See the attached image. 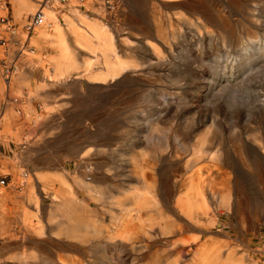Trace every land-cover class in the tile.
Segmentation results:
<instances>
[{"label":"rangeland","instance_id":"rangeland-1","mask_svg":"<svg viewBox=\"0 0 264 264\" xmlns=\"http://www.w3.org/2000/svg\"><path fill=\"white\" fill-rule=\"evenodd\" d=\"M21 1L0 0V18L8 20L14 34H5L9 33L6 25L0 26V37L6 40V43L2 39L0 42V264H106L101 253L102 228L85 226L89 221L99 224L103 216L101 195L108 194L131 205L126 192L131 193L132 188L137 186L133 176L141 169L147 173H158L161 177L156 176V180H164L166 176L161 172L168 173L177 165L182 169L180 176H186V171L192 167H201L200 163L194 165L191 162L193 155L188 151L200 131L196 136L195 133L190 138L186 136L190 123L174 119L180 106L172 108L163 123L156 121L155 107L159 97L155 92L173 88L179 82L185 86L186 82L181 80L183 73L170 76L174 71L171 68H188V73L183 74L189 81L186 84H194L200 92L198 81L192 77L196 67L193 64L189 65L190 68L185 63L188 58L192 61L200 55L202 62L210 65L219 51L213 44H206L196 55L194 51H189L187 55L184 51L183 54L184 49L180 51L179 48L183 45L188 49L191 35H195L196 26L202 23L214 33L224 32L221 30L224 27L218 22V11L229 19L226 28L228 33H233V39L242 37V40H248V29L258 30L262 38L264 10H260L261 24L255 25L248 17V5L253 0H230V3L228 0H194L193 7L201 5L200 9L207 14V19L196 16L185 0H122L112 13L104 9L103 0H86L83 4L77 0H67L64 4L61 0H50L51 10L65 32L66 41L75 51L71 58L74 64L80 67L85 59L92 56L86 49L79 48L68 32V22L80 24L78 12V15L105 27L115 41H125L121 58L135 63L137 68L115 81L92 79L85 75L84 68L64 79L46 81V71L52 73L55 69L49 59L58 54L51 42L40 38L37 33L41 29L53 31L52 26L49 28L46 23V2L23 0L35 6L36 10L23 12L19 18L15 6ZM39 13L42 25L32 34L27 33L25 27L28 20ZM184 21L193 24L190 27H195L193 33L189 32L190 28ZM170 25L180 32V36L174 40L177 50L167 54L160 43L162 34L158 33ZM202 33L205 31L202 30ZM186 34L190 36L186 37ZM145 42L155 43L165 53V59L157 62L144 49ZM232 54L233 58L235 54ZM233 81L232 78L230 83ZM228 139L232 141V135H228ZM230 144L228 142L227 147ZM172 147L177 149L173 156ZM40 174L57 176L63 184L55 178L46 180L47 183L40 181ZM105 174L106 179L103 178ZM241 176L245 179L244 170ZM2 181L4 185H1ZM222 181L213 178L211 188L222 190ZM44 187H47L46 191ZM122 189L126 192L120 196ZM57 191L68 193L67 197L71 199L66 211L60 212L55 208L52 197ZM260 196L264 199V194L260 193ZM217 214L224 226L212 235L213 243L224 252L232 251L236 257L252 254L264 263V212L259 217L261 241L255 239L251 247L247 240L253 234L248 214L240 216L223 211ZM69 217L80 225L76 231L69 227ZM130 219L133 223V218ZM185 254H182L184 264H189V257ZM24 256L30 258L25 260ZM111 259L113 264H122L112 255ZM155 259L152 254L148 261H141L140 264H154Z\"/></svg>","mask_w":264,"mask_h":264},{"label":"bare ground","instance_id":"bare-ground-1","mask_svg":"<svg viewBox=\"0 0 264 264\" xmlns=\"http://www.w3.org/2000/svg\"><path fill=\"white\" fill-rule=\"evenodd\" d=\"M22 1L15 6L19 18L23 12L36 10L35 6ZM45 2L46 23L49 28L52 26L53 31L41 29L37 33L40 38L50 41L58 53L57 56H51L49 59V63L54 64L55 69L52 73L46 71V81L64 79L68 75L75 74L80 68H84L86 76L101 82L115 81L131 70L135 72L137 65L128 63L121 58V54L125 50L124 47H126L125 41H115L111 32L105 27L96 21L88 20L84 15H78V12L76 14L81 19L80 24L68 22V32L76 45L81 49H86L92 56L90 59H85L80 67L74 64L72 55L75 54V51L71 49L68 40L66 41L65 32L51 10V1L45 0ZM185 2L190 3L189 8L196 16L201 15L207 19V14L200 9L201 5L195 8L192 5L194 0H185ZM238 4V8L241 10L240 3L238 2ZM260 10H264V0H253L249 3L248 17L255 25L261 24ZM214 11L216 12L215 9ZM218 16V22L224 27V29L221 28L224 32L214 33L204 23L200 26L195 25L197 31H195V35L193 34L194 36L191 35L190 43L187 46L189 50L181 44L182 47L179 48L180 51L184 49L181 52L183 54L184 51L185 54L194 51L196 55V52L203 50L206 44L218 47L217 57L212 59L213 61L211 60L210 65L204 64L200 55L196 56V60L191 61V58L185 60L186 66L194 64L193 67H196L192 77L198 81L197 84L201 91L196 90L192 83L190 86L186 84L189 81L185 79L187 75L183 74L188 73L186 71L188 68L186 70L171 68L174 71L170 76L183 73L181 80L184 79L182 82H186L185 86L179 82V85H175L173 88L155 92L159 97V100L156 101L157 107H155L157 108L156 121H166L165 119L169 117L172 108L180 106L174 119L177 122L178 120L186 121L188 125L190 123L186 130V136L190 138L192 133H195L196 136V133L200 131L197 133L196 140L192 145H189L188 151H191L193 155L191 162L194 165L200 163L201 167H192L188 172L184 170L186 176H180L182 169L180 170L177 165L171 171H167L168 173L161 172L166 176L164 180L161 178L156 180V176L161 177L158 173L143 172L144 169H141L140 172L139 169V172L137 171L138 173L133 176V182L137 186L132 188L131 193L125 191L128 193L129 201L131 199V205H127L123 200H117L113 196H108V194H100L103 202V216H101L99 224L97 221H89V223H85V226H100L102 228L101 253L106 264H113L111 255L122 264L130 262V264H140L141 261L149 259L152 254L156 257L154 264H184L183 252L189 257L187 259L189 264H264L252 254V256L244 254L241 257H236L232 251L224 252L211 239L212 235L220 232L221 227L224 226L220 224V216L218 217L217 213L221 211L228 214L234 212L240 216L242 213H246L249 215V227L253 233L252 236L247 237L248 245L251 247L255 239L261 241L259 217L264 212V199L260 196V193L264 194V36L261 38L256 29H248V40L244 41L242 37L235 40L233 33H228L226 28L229 19L222 11H218ZM208 17L210 18L209 15ZM184 23L189 28L193 27L191 22L184 21ZM171 27L173 28L171 25L167 26L166 29L164 28L165 31L157 32L162 34L160 43L162 50L167 54H171L174 49L177 50L174 40L180 36V32ZM194 28H190L189 32L193 33L192 29ZM202 30L205 33H202ZM185 36L190 35L186 34ZM144 46V49L154 56L157 62L165 59L164 52L162 53L155 43L145 42ZM227 49H232V51H227ZM232 53L235 54L233 58L231 57ZM180 57L183 56L180 55ZM232 78L234 81L230 83ZM154 116L152 120H154ZM204 128L205 130H202ZM228 135H232V141L228 139ZM228 142L231 144L227 147ZM170 151L173 156L177 149L172 147ZM242 170L246 172V181L241 176ZM103 178L108 177L105 174ZM213 178L223 180L224 188L222 190L215 191L211 188ZM55 179L62 183V180L57 176ZM39 180L46 182L48 177L46 179L41 175ZM21 186L23 187V184ZM123 189L120 196L125 195ZM43 190L46 191L47 187H44ZM67 194L62 191L54 193L52 198L57 211L63 212L69 208L71 199L69 196L67 197ZM130 218H133V223ZM76 222L75 219L69 217L67 223L73 231H76L80 226ZM82 226L84 225L82 224ZM131 250H133L132 253ZM29 258V256L23 257L25 260Z\"/></svg>","mask_w":264,"mask_h":264},{"label":"built area","instance_id":"built-area-1","mask_svg":"<svg viewBox=\"0 0 264 264\" xmlns=\"http://www.w3.org/2000/svg\"><path fill=\"white\" fill-rule=\"evenodd\" d=\"M66 1L67 0H61L60 2L62 4H64V3H66ZM77 1H79V3H81V4H83L86 0H77ZM121 2H122V0H103L102 6L104 7V9H106L107 12L112 13L116 10L117 7H119ZM40 15L41 14L39 13V14L35 15L34 17H32L31 19L28 20V26L25 28L27 33L28 32L31 33L35 29V27L42 25L43 20H42ZM4 25H6V30H7V32H9V33H5V34H7V35L11 34V36L14 35V34H12V31H11L12 26L9 24L8 20H4L3 18H0V26H4ZM1 39H2V37H0V42H1ZM2 40H3L2 42L6 43V40L5 41H4V39H2ZM1 185H4L3 181L1 182Z\"/></svg>","mask_w":264,"mask_h":264},{"label":"crops","instance_id":"crops-1","mask_svg":"<svg viewBox=\"0 0 264 264\" xmlns=\"http://www.w3.org/2000/svg\"><path fill=\"white\" fill-rule=\"evenodd\" d=\"M40 175H42V174H40ZM43 176H45L46 179H47V177H48V180H52V179L55 178V177H51V176H53V175H49V176H48L47 174H46V175L43 174Z\"/></svg>","mask_w":264,"mask_h":264}]
</instances>
